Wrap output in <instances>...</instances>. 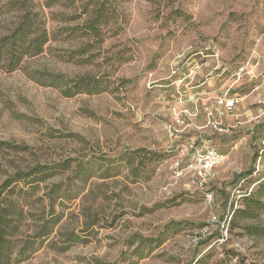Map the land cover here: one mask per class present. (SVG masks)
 Listing matches in <instances>:
<instances>
[{"label": "rangeland", "instance_id": "374dc122", "mask_svg": "<svg viewBox=\"0 0 264 264\" xmlns=\"http://www.w3.org/2000/svg\"><path fill=\"white\" fill-rule=\"evenodd\" d=\"M6 1L0 30L15 17ZM87 1L43 7L62 35L25 64L88 73L103 90L66 96L24 68L0 70V142L11 145L0 144V184L37 163L70 166L42 187L79 162L90 177L62 220L76 240L58 228L14 264H264V234L243 228L264 224V210L230 228L264 184V0H106L100 41L75 29ZM226 94L239 98L231 111L218 104ZM191 141L221 154L203 183L187 168Z\"/></svg>", "mask_w": 264, "mask_h": 264}, {"label": "trees", "instance_id": "16d2710c", "mask_svg": "<svg viewBox=\"0 0 264 264\" xmlns=\"http://www.w3.org/2000/svg\"><path fill=\"white\" fill-rule=\"evenodd\" d=\"M57 0H7L6 5L15 8V17L7 27L0 30V70L14 71L26 69L27 75L43 85L58 86L66 96L78 92H99L103 90L106 80L90 74L76 79L67 78L62 72L48 68H29L25 62L29 58L43 55L54 40L60 39L62 29L48 27L43 7L54 4ZM72 5V0H66ZM106 0H89L82 3L86 18L75 25L83 30L85 36L100 41L104 27L109 23L110 8ZM82 16V15H81ZM74 19V18H67ZM66 28V27H63ZM74 29V30H75ZM1 145H8L0 142ZM11 146V145H8ZM26 149V148H24ZM67 164L46 165L37 163L20 168L0 184V264H14L32 256L49 237L59 230L64 241H75V231L64 232L62 222L68 203L78 196V191L90 178L87 168L79 162L74 165L72 173L59 181L45 184L57 171L68 169ZM110 176V175H109ZM138 176V175H136ZM43 192L39 194V189ZM90 193L85 194L88 197ZM264 184L250 193L246 199L250 202L244 208H236L230 221L231 229L241 215L257 218L258 211L264 210ZM85 216L97 208L94 205L85 207ZM96 216V215H95ZM95 220H88L91 225ZM243 228L250 234H264V224L247 223Z\"/></svg>", "mask_w": 264, "mask_h": 264}, {"label": "built area", "instance_id": "2783aa9c", "mask_svg": "<svg viewBox=\"0 0 264 264\" xmlns=\"http://www.w3.org/2000/svg\"><path fill=\"white\" fill-rule=\"evenodd\" d=\"M243 69L244 68H241V70ZM238 102L239 98L237 96L227 94L220 97L218 100V104L226 111L233 110ZM211 114H213V112H211ZM213 120L215 124L218 123L215 117ZM188 149H191L192 154L187 162V168L198 180H200V183H203L206 181L207 177L210 176L213 169L220 163L221 154L215 147H198L195 141L189 143Z\"/></svg>", "mask_w": 264, "mask_h": 264}]
</instances>
